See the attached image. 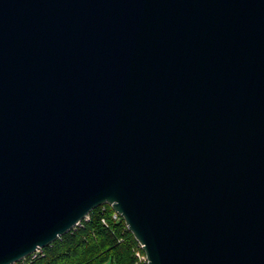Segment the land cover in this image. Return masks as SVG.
Segmentation results:
<instances>
[{"label": "water", "instance_id": "water-1", "mask_svg": "<svg viewBox=\"0 0 264 264\" xmlns=\"http://www.w3.org/2000/svg\"><path fill=\"white\" fill-rule=\"evenodd\" d=\"M105 205L148 264H264V0H0V264Z\"/></svg>", "mask_w": 264, "mask_h": 264}, {"label": "trees", "instance_id": "trees-1", "mask_svg": "<svg viewBox=\"0 0 264 264\" xmlns=\"http://www.w3.org/2000/svg\"><path fill=\"white\" fill-rule=\"evenodd\" d=\"M88 216V221L81 222L82 227L45 247L43 256L32 264H135L137 242L123 219L113 220L112 209L107 205L94 209Z\"/></svg>", "mask_w": 264, "mask_h": 264}, {"label": "built area", "instance_id": "built-area-1", "mask_svg": "<svg viewBox=\"0 0 264 264\" xmlns=\"http://www.w3.org/2000/svg\"><path fill=\"white\" fill-rule=\"evenodd\" d=\"M104 210H105V208L103 207L102 211H104ZM118 218H120V216L116 212L112 211V219L113 220H118ZM88 220H89V216L85 217V219L83 221H88ZM102 223L105 224L104 220H102ZM76 227H82L81 222ZM119 242H121V240H118V243ZM42 250L43 249L37 250L36 252H34L33 254H31L29 257H27L26 259H24L21 262L23 264H32L38 258L43 256ZM134 257L136 259L135 264H148V260H147L145 254H144V252L142 250V245H140L139 243H137V245H136V248H135V251H134Z\"/></svg>", "mask_w": 264, "mask_h": 264}]
</instances>
